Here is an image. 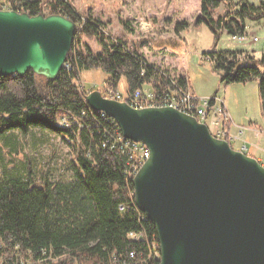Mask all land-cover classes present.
<instances>
[{
    "label": "trees",
    "instance_id": "1",
    "mask_svg": "<svg viewBox=\"0 0 264 264\" xmlns=\"http://www.w3.org/2000/svg\"><path fill=\"white\" fill-rule=\"evenodd\" d=\"M222 2L225 10L215 16ZM7 3L30 14L42 9L60 13L76 21L78 30L66 59L70 68L62 67L57 78L47 79L31 69L22 75H0V143L13 154L19 140L13 130L26 136L32 127L47 128L71 140L75 162L69 180L36 178L28 168L22 171L15 166L0 172V264H22L21 257H30L36 264H158L149 257L145 240L127 236L144 230L149 239L157 240L154 226L135 205L132 181L125 174L127 155L110 147L114 130L101 118L100 111L88 106L76 80L82 70L99 69L114 88L123 80L128 92L149 85L164 93L174 88L172 80L185 86L187 77L149 63L135 48L126 49V39L109 34L97 19L82 20L68 0ZM199 3L196 22H205L215 41L204 54L210 56L208 60L222 72L225 81L259 79L264 116V53L258 56L245 50L216 49L222 32L242 35L247 20L264 22V2ZM187 26L186 21L176 23L177 31ZM82 35L93 37L100 51H91L82 42ZM60 115L72 117L71 127L55 123ZM80 123L82 128L78 127Z\"/></svg>",
    "mask_w": 264,
    "mask_h": 264
},
{
    "label": "water",
    "instance_id": "2",
    "mask_svg": "<svg viewBox=\"0 0 264 264\" xmlns=\"http://www.w3.org/2000/svg\"><path fill=\"white\" fill-rule=\"evenodd\" d=\"M78 24L60 13L0 8V75L57 78ZM86 103L149 155L132 179L136 207L156 231L158 264H264V165L196 116L135 108L87 92Z\"/></svg>",
    "mask_w": 264,
    "mask_h": 264
},
{
    "label": "rangeland",
    "instance_id": "3",
    "mask_svg": "<svg viewBox=\"0 0 264 264\" xmlns=\"http://www.w3.org/2000/svg\"><path fill=\"white\" fill-rule=\"evenodd\" d=\"M7 1V0H5ZM49 1V0H44ZM237 2L238 0H232ZM255 5L264 0H247ZM82 20L91 17L104 23L105 30L115 38L127 40L129 50L136 49L148 57L154 50L165 53H176L175 62L182 75L187 77V84L196 97L215 96L221 101L228 112V125H214L207 119L210 131L215 134L218 129L226 130L238 137L229 141L234 149L240 147L246 154L248 147L259 144L264 150V116L259 91V79L245 82L225 81L221 79L222 72L214 69L212 63L205 58L214 47V34L205 22H196L200 16L199 0H68ZM6 4L0 0V5ZM44 6V3H43ZM225 10L222 2L215 9L214 15ZM47 11V10H44ZM179 21L188 22V26L180 32L176 29ZM245 38L222 32L216 44L217 50H245L258 56L264 53V22L263 20H247ZM250 24V25H248ZM250 29V30H248ZM252 30V31H251ZM256 37V38H254ZM94 53L101 47L90 36H81ZM142 43L146 47L140 52ZM137 47V48H136ZM154 59V58H153ZM155 60V59H154ZM150 61L149 63H151ZM155 62V61H154ZM165 68L167 64L154 63ZM169 66V65H168ZM167 66V67H168ZM172 71H174L171 67ZM178 75L177 71L174 72ZM107 74L99 69H85L79 73L76 85L81 92L93 89L102 90ZM125 82L121 80L115 88L127 92ZM144 89H150L144 85ZM220 125V124H219ZM13 132L19 137L17 151L8 153L0 143V172L9 171L14 166L20 170L28 168L36 178L48 180H69L73 177V158L70 139L47 128L32 127L26 136L18 130ZM229 140V137H228ZM264 154V152H263ZM250 155V154H248ZM264 165V161L262 162Z\"/></svg>",
    "mask_w": 264,
    "mask_h": 264
},
{
    "label": "built area",
    "instance_id": "4",
    "mask_svg": "<svg viewBox=\"0 0 264 264\" xmlns=\"http://www.w3.org/2000/svg\"><path fill=\"white\" fill-rule=\"evenodd\" d=\"M0 8H10L8 4L0 5ZM247 24L245 27V32L242 35H237L240 39L248 38L246 36ZM249 30V29H248ZM256 38V37H254ZM126 49L128 47L126 46ZM205 58H209V55H205ZM63 67L69 69L70 65L67 61L64 62ZM174 88L166 91L164 93H158L153 88L144 89V87L137 89L133 92H121L115 89L113 86L104 83L103 89L101 90L102 94L109 98H114L120 101H126L129 105L135 108H142L145 106H163L170 105L178 108L179 110L194 115L199 121H202L207 124V119H210L214 125L222 126L230 118L227 110L225 109L223 103L217 99L215 96L211 97H196L188 84L185 86H179L172 80ZM81 91V89L79 88ZM101 118L105 123H110L111 128L114 130L115 134L110 142V147H117L123 153L127 155V167L125 169V174L128 180L132 181L135 176L138 168L144 162V160L149 155V149L145 144L134 141L130 138L123 136L120 127L116 122H111L109 116L104 112L100 111ZM74 120L68 115H60L56 117L55 123L61 127H71ZM220 124V125H219ZM79 128H82L83 125L78 124ZM210 129V128H209ZM215 131L217 136H225L226 130L217 128ZM67 138V137H66ZM68 139V138H67ZM133 195V192H132ZM122 209V206H121ZM146 218V216H145ZM147 220V218H146ZM128 238L133 240H145L149 245L150 255L154 260L159 261V244L155 238H148L147 233L144 230L139 232H129ZM57 258H54V260ZM22 264H36V261L32 258H23L21 257Z\"/></svg>",
    "mask_w": 264,
    "mask_h": 264
},
{
    "label": "crops",
    "instance_id": "5",
    "mask_svg": "<svg viewBox=\"0 0 264 264\" xmlns=\"http://www.w3.org/2000/svg\"><path fill=\"white\" fill-rule=\"evenodd\" d=\"M3 1L4 2H7L5 0H3ZM248 25H250V24H248ZM234 37H236V36H232V38H234ZM243 41L245 42L247 40L246 39H243L241 42H243ZM143 47L145 48L146 47V44L142 43L141 47L140 48L138 47V49H139L140 52H144L142 50V49H144ZM164 47H165V49H164L165 51L168 50L166 46H164ZM165 51L158 52L157 50H154V52H152L154 55L151 56V57H149L148 59L146 58V57H148L147 54H145V53L144 54L143 53H140V54L148 62L152 61L151 63H155V62H157V63H163V64L165 63V64H167V66L169 65L168 67H171L175 72L177 71L178 74H181L180 73V70H178L177 65L175 64V62H177L178 61V58H179V57H177V54L176 53L172 54V53H167V52L165 53ZM229 127H228V137H229V141H232L233 138H235V135L230 133V128ZM235 139L238 140V137H236ZM237 149H240V147H237ZM248 150H249V153L248 154H250L251 156L255 157L261 163L264 161V154H263L264 150H263V148L258 143L257 144H252L251 147L249 146L248 147Z\"/></svg>",
    "mask_w": 264,
    "mask_h": 264
},
{
    "label": "flooded vegetation",
    "instance_id": "6",
    "mask_svg": "<svg viewBox=\"0 0 264 264\" xmlns=\"http://www.w3.org/2000/svg\"><path fill=\"white\" fill-rule=\"evenodd\" d=\"M44 10H46V9H42V12L41 13H43V14H48V13H50L49 11H44ZM18 11H20V10H18ZM106 83V82H105ZM144 87V86H143Z\"/></svg>",
    "mask_w": 264,
    "mask_h": 264
}]
</instances>
